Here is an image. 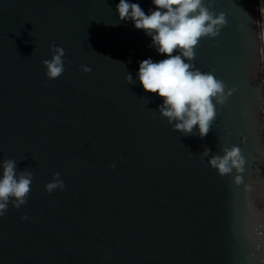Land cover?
Returning <instances> with one entry per match:
<instances>
[{"label": "water", "instance_id": "95a60500", "mask_svg": "<svg viewBox=\"0 0 264 264\" xmlns=\"http://www.w3.org/2000/svg\"><path fill=\"white\" fill-rule=\"evenodd\" d=\"M118 3L0 0V164L33 173L26 204L0 216V264H264L263 0H211L227 23L190 63L234 91L203 139L156 112L137 73L166 57L131 21L112 26ZM51 47L65 53L55 80ZM233 146L244 171L220 176L208 160Z\"/></svg>", "mask_w": 264, "mask_h": 264}, {"label": "clouds", "instance_id": "9594fccd", "mask_svg": "<svg viewBox=\"0 0 264 264\" xmlns=\"http://www.w3.org/2000/svg\"><path fill=\"white\" fill-rule=\"evenodd\" d=\"M151 2L155 10L150 9L149 14H146L138 3L119 0L115 9L118 19L112 26H118L122 21H131L136 30H143L146 36L151 37L149 47L166 58L158 62H153L150 58L140 62L137 73L140 86L146 93L155 94L162 99L156 112L169 125H173L172 131L187 136L193 134V129L196 128L199 138L203 139L217 117V106H222L234 90L225 93L222 81L211 73L195 69L190 62L194 59L199 42L203 38L218 36L226 26L225 14L210 11L211 0L209 7L205 6V0ZM260 12L262 20L258 23L257 35L261 45V71H264V10L260 9ZM50 51L54 55L50 60H44L42 65L47 79L55 80L64 72L65 53L61 47H51ZM81 71L88 73L91 69L82 66ZM125 81L127 84L135 83L130 73ZM221 151L222 155H212L208 160V166L218 175L225 176L233 170L238 173L244 171L245 160L239 147L223 148ZM209 154L210 149L205 148L200 156L204 158ZM17 163L16 160L8 159L0 164V216L7 211L10 202L15 209L25 205L31 191L33 173L27 169L17 171ZM111 167L114 168L115 165ZM234 179L236 183L242 182L239 175ZM63 188L64 183L59 179V173L45 186L48 193Z\"/></svg>", "mask_w": 264, "mask_h": 264}, {"label": "trees", "instance_id": "16d2710c", "mask_svg": "<svg viewBox=\"0 0 264 264\" xmlns=\"http://www.w3.org/2000/svg\"><path fill=\"white\" fill-rule=\"evenodd\" d=\"M263 3H264V0H263Z\"/></svg>", "mask_w": 264, "mask_h": 264}]
</instances>
